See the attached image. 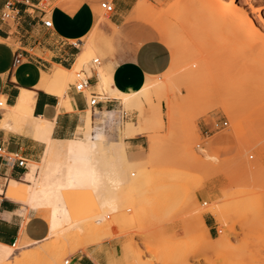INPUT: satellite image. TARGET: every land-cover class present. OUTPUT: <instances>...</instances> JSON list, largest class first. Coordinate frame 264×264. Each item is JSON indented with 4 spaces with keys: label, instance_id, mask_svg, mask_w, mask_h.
<instances>
[{
    "label": "rangeland",
    "instance_id": "374dc122",
    "mask_svg": "<svg viewBox=\"0 0 264 264\" xmlns=\"http://www.w3.org/2000/svg\"><path fill=\"white\" fill-rule=\"evenodd\" d=\"M59 1L45 0L41 6L51 12ZM102 1L98 0L94 10L104 33L93 54L100 62L112 56L116 42L123 38L119 31L109 29L110 14L100 8ZM140 1L134 8L144 33L140 39L160 40L171 53V63L160 76L146 78L156 86L140 94V101L119 98L115 103L114 109L127 117L118 125L114 142L127 123H137L141 114L152 115L157 123L142 126L140 132L147 136L144 149L137 153L125 149L128 166L119 165L112 152L100 155L102 162L115 163L125 176L118 190L122 209L109 214L113 233L101 243H116L112 264H264V0ZM231 2L248 13L261 35L238 31L224 22L217 8ZM73 43L81 48V42ZM77 68L69 83H74L75 73L82 69ZM98 71L110 73L111 67ZM101 96L114 97L108 92ZM227 101L238 108L239 126L233 113L221 109ZM171 115L172 119H166ZM225 121L228 124L222 128ZM215 140L218 143L213 144ZM201 150L215 161L206 159ZM242 157L250 164L258 163L259 168L248 170L244 159L248 170L244 171ZM65 196L71 210L82 212L79 220L99 212L89 190H67ZM208 206L223 214V222L218 223L203 213L215 223L212 239L196 217ZM223 234L229 236L230 245L216 251V241ZM90 240L88 236L71 244H56L53 252L31 264H51L56 257L61 264H71L79 251L101 244H86ZM125 248L129 250L127 260L122 256Z\"/></svg>",
    "mask_w": 264,
    "mask_h": 264
},
{
    "label": "crops",
    "instance_id": "0c3cea01",
    "mask_svg": "<svg viewBox=\"0 0 264 264\" xmlns=\"http://www.w3.org/2000/svg\"><path fill=\"white\" fill-rule=\"evenodd\" d=\"M43 1L13 0L12 17L3 20L7 0H0V100L12 107L16 105L21 90L34 92L32 117L52 124L48 129L50 135L47 134L52 139L51 145L79 136L81 133L78 130L83 128L87 112H90L93 133L101 130L107 141H123L125 148L132 150V153L144 149L147 141L144 132L124 137L122 130L118 140L112 141L118 125L127 114L122 116L121 110L114 109L115 103L120 101L118 98L102 97L98 93L97 70H91L89 92L108 100H102L94 107L88 105L89 94L76 93L72 83L65 91L70 109L59 107L61 98L57 94L37 88L42 73L50 75L54 66L72 69L79 52L73 42L86 38L97 21L93 7H97L98 0H75L71 3L61 0L51 12H46L41 6ZM49 1L53 3L57 0ZM139 1L111 0L114 12L109 16L108 27L113 29L112 25L116 26L115 32L119 31L127 41L121 38L116 42L112 56L105 57L98 66L103 69L111 67L112 84L124 93L138 91L147 77L160 76L171 63V53L160 40L140 39L144 33L141 23L137 21V13H134ZM48 19L52 22L51 29L42 24L43 20ZM5 113V109L0 110V145L7 153H16L19 158L25 159L26 168L0 158V244L13 246L19 243V247H24L28 242L46 240L49 224L42 212L27 210V205L9 198L7 194L11 182L27 184L25 177L30 172L29 164L41 161L47 143L38 131H34V121H28L21 131L2 128ZM215 142L218 143L217 140ZM203 219L212 239L215 223L210 217ZM116 250V243L105 240L97 247L79 251L71 258V264H112L116 261Z\"/></svg>",
    "mask_w": 264,
    "mask_h": 264
},
{
    "label": "bare ground",
    "instance_id": "6f19581e",
    "mask_svg": "<svg viewBox=\"0 0 264 264\" xmlns=\"http://www.w3.org/2000/svg\"><path fill=\"white\" fill-rule=\"evenodd\" d=\"M142 1L143 0H141L140 3ZM217 9V14L220 15L224 22L233 29L242 32L246 29L250 32L252 31L251 34L253 33L254 35L258 32L250 21L248 13L241 7L237 6L234 2H231L228 6H218ZM94 10L97 11V7H94ZM237 15H239V19L236 20ZM101 25V19L97 20L91 29V32L86 37L87 41L85 40L86 42L83 43L84 38L78 40L82 45L72 69L69 70L62 68L61 66H54L50 75L49 73H42L37 88L49 93L57 94L61 98L59 107L64 106L67 109H70L69 99L65 96V91L68 83L73 78V71L78 69L77 67L85 69L88 76H90L92 69L99 70V67L93 64V54L98 47L97 43L99 38L104 37V33L101 32V30H103ZM112 28L114 31L116 30V26L112 25ZM257 34L261 35L259 33ZM254 37L255 36H253V38ZM252 46L253 45H249L250 48H252ZM97 73L98 84L96 89L100 92L99 94L102 95L108 92L114 95V98H122L125 101L128 99H139L140 94L150 91L156 86L154 82L147 83L145 81L144 85L138 91L124 93L113 86L111 74L109 72L98 71ZM2 101L4 102L3 99ZM33 103L34 92L21 90L15 106L10 107L4 105L6 113L1 122L2 128L21 131L25 124L28 125V121H34L36 122V129L33 130L38 131L41 134V138L47 143V149L45 150L41 161L29 165L30 172L29 174L27 173L25 177L27 184L11 182L7 196L27 205V210L42 212L44 214L43 216H45L44 218L48 221L50 231L46 240H41V242H28L24 247H19V243L15 246H4L0 244V264H31L43 258L44 253L53 252L56 244H71L88 236L91 240L86 242V244L101 243L103 239L109 237L110 234L113 233L114 224L111 221H107V219L110 218L109 214H115L122 209L120 208L122 195L118 194V190L121 189L124 183L125 176L123 170L116 168L117 166H115V163L102 162L105 160L101 161V156L112 152L115 159L121 162L119 165L124 164L128 166L124 142L113 143L107 141L105 133L101 130L93 133L94 129L91 126L90 112H87L85 124L82 129L78 130V132L81 133L79 136L72 140L54 142V144L51 145L50 140L52 139H49L47 134L50 132L48 129H50L52 124L41 118L33 119ZM172 105L171 102H167V106L171 107ZM221 109L229 114L233 113L235 123L237 122L236 124L239 126L240 121H237L239 120L237 117L238 108L233 103L227 101L221 106ZM158 114L162 121L163 118L161 117L160 106L158 108ZM166 119H172V115L167 116ZM156 123L157 120L152 115L146 116L141 114L137 123H127L123 136L127 137L141 133L142 126H151ZM115 144L117 145V148H109V145ZM213 144H216V142L214 141ZM209 147L212 149L211 146ZM200 152L206 159L215 161L213 155H211L213 156L211 157L207 155L208 153H205L202 150ZM241 159L243 162L245 158L242 157ZM235 161L237 163V160ZM244 161L248 166L246 167L244 162L242 163L244 165L243 167H240L244 169V171L251 170L253 172L257 167L259 168V164L256 162L255 164H250L246 159ZM109 162L113 161L111 160ZM217 162H219V160ZM240 163L241 162H239L238 165H241ZM75 189H86L93 194L94 197L92 196V201L97 207L94 209L99 210V212H93L94 214L91 215L92 217L89 216L92 221H90L91 219H88V216L87 218L85 216L82 220H79L78 218H82V212L79 214L76 210L75 212L74 210H71L72 208H69L70 204L68 205L67 203L65 191ZM203 210L202 212L197 213L196 217L204 228H206L203 219L204 212L214 216L218 223L223 222V214L214 207L208 206ZM84 218L90 223L87 221L88 224H84L83 222H86ZM206 233L209 237L207 229ZM48 241L50 242L41 247V250L36 249L31 251V247L39 246ZM228 245H230L229 236L223 234L217 239L214 249L217 251V249L220 250L222 247ZM128 252L129 250L127 248L123 251L122 256L125 260L128 259ZM16 253H18L17 257L15 256ZM51 264H61L60 258L56 257Z\"/></svg>",
    "mask_w": 264,
    "mask_h": 264
},
{
    "label": "built area",
    "instance_id": "2783aa9c",
    "mask_svg": "<svg viewBox=\"0 0 264 264\" xmlns=\"http://www.w3.org/2000/svg\"><path fill=\"white\" fill-rule=\"evenodd\" d=\"M12 1L13 0H7V3L5 5V10L2 13V19L3 20L9 19L12 17V12H13L12 11V3H11ZM99 6L106 14H112L114 12V6L111 2L102 1V2H100ZM42 24L47 29L52 28V22L50 19L43 20ZM100 63L101 62L97 58H95L93 60V64H95L97 66H99ZM90 79H91L90 76H87L86 72L83 69H80L79 71H77L75 73V81L72 84V86H73V89L76 93L84 94L85 92H87L90 96L89 101H88V105L91 107H94V106H97L98 104H100L102 100H108V99L107 98L102 99L99 94L89 92V89H90L89 81H90ZM4 105H5V103L2 100H0V110L4 109ZM227 124L228 123L225 121L222 123L221 127L222 128L226 127ZM219 128H220V126L218 124H215V130H218ZM0 158H5L8 161H12L18 167L26 168V164H25L26 160L25 159L19 158L18 154H16V153H7L2 145H0ZM13 246H15V245H13ZM66 264H69V261H66Z\"/></svg>",
    "mask_w": 264,
    "mask_h": 264
}]
</instances>
